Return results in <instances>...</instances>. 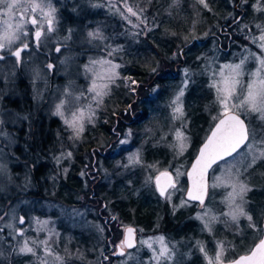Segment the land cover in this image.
<instances>
[{"label": "rangeland", "instance_id": "1", "mask_svg": "<svg viewBox=\"0 0 264 264\" xmlns=\"http://www.w3.org/2000/svg\"><path fill=\"white\" fill-rule=\"evenodd\" d=\"M51 2L56 9L58 23L55 25L56 30L50 36L41 38L40 47L37 48L31 42V25H28L26 30L29 31L27 41L29 48L21 53L19 63L15 57L7 55V53H0V55H6V59L0 61V70H2L0 71V119L4 120V124L0 128L11 137L10 143L7 138L0 137V147L4 151V155L0 156V164L6 166V170L0 173V215L15 209V215L25 219V224H16L18 229L24 231L23 236L16 234L13 238L8 235L10 230L7 228L3 233H0V236L3 237V242H0V253H2L0 259H6L11 252H14V259H24L23 264H42L41 258H45L42 249H34L37 255L20 253L14 249H18L25 239L31 241L46 238H49L50 245L55 249V252L64 258L65 264H152L150 260L151 250L146 245H141L139 241L160 235L166 237L170 246L175 245V256L170 264H207L195 242L197 240L204 242L209 256H214V237L216 240L225 241V247L228 249L225 258L231 252L244 253L249 251L258 237V233L248 227V221L244 217H240L237 226L228 217L220 215L221 212L228 211L227 205L223 201L229 189L222 187L213 189L211 187L214 183L213 171L210 176L209 192L205 204L219 216V222L213 224V231L210 234L203 230L202 221L195 218L198 213L203 211L198 203L190 202L186 206H179L181 198L185 196L184 191H177L169 201L159 195L153 184L145 182L151 170L139 165L128 168L121 165L126 164L128 162L127 157L139 149L144 164H156L161 170L169 168V171L172 170L169 165H172L179 167L182 173L188 170L190 162L188 163L185 156L191 148L190 129L200 136L199 126L191 125L194 129L190 128L192 118L189 112L192 105L197 103L194 101L196 103L191 104L187 100L193 87L191 83L197 82L203 77L205 82L210 84L212 70H218L221 65L226 63H239L240 59L245 56L247 60L244 65L245 75L242 77V81H248V73L255 69L256 62L246 49L257 55L261 53V49L252 42L251 37L259 35L255 25L264 24V12H257L252 7L256 0H248L246 4L242 3V0H207L212 9L211 12L196 4V0H180L176 7H170L171 0H128V3L132 4L134 8L139 6L145 9V15L148 17L147 28L150 29L148 31H144L142 28H133L132 24L122 19L115 8L109 7L108 0H51ZM260 2L264 5V0H260ZM112 3L117 7H122L119 0H112ZM154 3H157L159 8ZM163 3L166 6H163ZM64 4H67V9L70 5L71 11L82 14V18L86 12L89 14L96 13L100 17L105 15V17L110 18L112 27H116L118 20L119 23L128 28L127 37L133 44L140 37L142 39L138 43L143 40L146 42L149 32L155 31L157 27L161 28L164 35L165 26L170 29L172 26L169 25L175 23V27H179V31L174 33L179 45L171 59L159 56L157 73L156 71L151 73L143 83L137 82L131 73L123 72L124 62L118 58L120 55L119 45L115 44V38L107 42L105 38L99 40L88 36L89 32H96L97 30L102 34L100 27L83 23L79 27L69 25L65 29H61L59 13ZM114 18L116 20H113ZM239 18L241 19L239 20ZM153 19L158 26L153 27ZM162 19L168 20V22H163ZM226 21L233 22L234 25L230 30L223 32L219 42L217 38L221 36L219 30L221 24ZM133 22H136L135 18H133ZM194 23L195 28H193ZM245 25L248 27H244ZM0 29H2V25H0ZM183 29L184 31H182ZM69 30H71L70 39L65 41L64 37L69 36ZM193 34L197 37L196 39L192 38ZM186 36L188 37L187 41L184 39ZM194 41L200 46L206 45L208 49L220 46V50L217 51L216 55L206 53L201 55L202 57L199 59L194 57L188 59L187 50ZM56 47H60V52L55 51ZM112 49H118V51L107 58L111 59L113 63L119 64L120 67L116 70L117 77L114 82L109 84L108 95L104 96L103 102L97 106L91 99L92 94L86 91L91 85L92 73L88 72L85 66L89 65L90 60L106 57L107 51ZM192 49L194 48H191L190 54ZM47 64H52L53 67L48 69ZM201 66L206 68L203 69ZM35 69H39L41 79H35ZM184 69H188L190 74L187 78V88L181 98L185 112L184 119L187 121L186 135L189 137V141L186 151L182 155H175L176 149L170 146L175 143L172 129L174 126L178 127L180 122L172 119L170 104L186 79ZM209 69L208 75L206 70ZM97 70L99 71V69ZM154 75L156 77L165 76L167 83L158 85ZM22 88L28 91H21ZM65 91L75 96L84 92V96L77 102L79 106L92 104L94 116L90 123L85 119L84 131L89 127L93 131L96 124L103 122L108 124L110 129L109 136L104 143L101 141L104 135L101 136V139L100 136L89 138L95 143L99 139L100 144L93 152V156L90 153L86 160L84 158L85 168L81 171L82 177L80 178V186L82 187L79 195L76 196V204L73 205L62 202L55 195L50 182H45L46 176L49 175H44V173L39 175V177L42 176L40 192L43 196L37 195L35 197L33 193L38 189L34 181L35 165H33V161H28L24 152L18 155L14 149L35 127V123H31L32 120L23 112L24 109L30 113L39 112L43 109L44 113L56 116L54 114L55 105L59 103L61 98H66L64 96ZM113 95L115 96L112 97ZM119 97L124 102L133 98L134 102L140 103L141 106H147L148 112L144 114V107H140L138 104L134 106L135 102L123 107V112L117 113L119 108L115 101ZM205 97V94L199 96L201 99ZM12 101L19 103L13 104ZM30 101H32L30 105L25 103ZM68 107L70 105H66V109ZM212 109H210V112H213L209 119L218 114L217 105L214 110ZM241 115L244 118L245 115L247 116L246 121L249 128L255 129L258 140L264 136V121L258 119L257 114L241 113ZM33 116L35 115L33 114ZM85 116H87V112H85ZM61 121L63 122L62 119ZM137 124L140 125V128H138L139 126L135 127ZM65 127L68 141L65 145L67 147L69 145V147L66 148L64 154L72 153L71 157H67L70 164L77 155L75 151H79L83 146L84 131L79 139H70L72 132L66 125ZM129 130L132 133L131 137L127 136ZM121 139H127L128 143L120 144ZM99 154L101 156L96 159ZM102 156L103 158L106 156L109 160L106 161ZM62 159L63 157L59 163L62 162ZM247 162L246 159L241 158L236 164L242 173L240 179L251 189L244 196L246 203L243 207L253 217V223L258 226L259 220L264 214V160L257 161L254 166L245 171L244 166ZM68 165L63 169L62 177L64 179L68 172ZM18 166V171H14L13 168ZM222 173L223 169L218 170L215 172V176H220ZM53 177L54 175H52ZM57 177L60 178V176ZM116 182H119L117 187L121 190L132 192L134 200L139 202L141 199L143 202L146 200L145 202L150 204L149 206L152 205L155 209H161L163 212L170 211L173 215L181 212L183 214L185 211L186 217L182 221L171 219L168 221V225L161 219L153 222L152 229L132 223H124L120 219L121 217L119 218L115 213V209L112 208L111 203L114 200L104 198L111 194L110 191ZM187 185V176L181 175L178 179V187L186 189ZM254 189H256L253 196L254 202L248 206L250 194ZM21 190L28 192V197H23ZM117 201L115 200V203ZM191 212L193 213L192 219L200 225V231L198 230L196 233L194 230L191 231L193 223H190L188 225L191 228L188 230L190 235L186 238L175 239L172 229H184V224L190 220L189 213ZM112 217H116V219ZM37 220L48 221V223L41 225L36 222ZM4 223H13V221L5 216L4 220L0 221V224ZM129 225L137 229L136 247L130 250L125 249L126 253H131V257L127 254L117 256L114 253H117L119 249L115 245L122 238V228ZM100 228L103 231H100ZM187 228L184 230L186 231ZM49 229L52 230L51 235L48 232ZM141 229L143 231H140ZM46 259L48 264H53V257L48 256Z\"/></svg>", "mask_w": 264, "mask_h": 264}, {"label": "snow or ice", "instance_id": "2", "mask_svg": "<svg viewBox=\"0 0 264 264\" xmlns=\"http://www.w3.org/2000/svg\"><path fill=\"white\" fill-rule=\"evenodd\" d=\"M119 2L122 7H117L112 3V0H108L109 7L115 8L122 19L132 24L133 28H142L144 31L150 30L147 28L148 17L145 15V9L139 6L134 8L132 4L128 3V0H119ZM247 2L248 0H242L244 4ZM179 3L180 0H171L170 7H176ZM196 4L209 12L212 11L207 0H196ZM252 7L257 12H264V5L261 4L260 0H256ZM133 18L136 22H133ZM57 23L56 9L51 0H0V25H2V29H0V53H7V55L15 57L17 63H19L21 53L29 48L27 26L31 25V42L39 48L41 38L50 36L56 30L55 25ZM156 26L158 25L153 19V27ZM244 27L247 28L248 26L245 25ZM193 28H195V23ZM255 28L259 31V35H254L251 39L261 49V53L257 55L246 49L256 62L255 69L248 73L249 79L247 82L242 81V77L245 75L246 56L242 57L239 63H226L221 65L218 70H212L209 87L215 91L218 114L211 117L214 123L210 128L209 135L199 148L194 162L190 166V171L182 173L179 167H173L172 165H169L172 168L171 171H169V168L161 170L156 164H144L139 149L127 157L128 162L126 164L121 165L124 168L139 165L151 170L145 182L153 184L159 195L169 201L177 191H184L185 196L181 198L179 206H186L192 201L197 202L203 211L198 213L195 218L202 221L203 230L210 234L213 231V224L219 222V216L213 212L211 207L205 204L209 188L208 172L212 169L214 183L211 187L213 189L217 187L229 189L223 201L227 205L228 211L221 212L220 215L228 217L237 226L240 217H244L248 221V227L256 231L258 237L247 254L229 259L225 258L228 250L225 247V241L216 240L214 237L215 254L209 256L204 242L197 240L195 242L196 247L204 256L207 264H264V222L258 227L256 223H253V217L244 210L243 205L246 203L244 196L251 189L240 179L242 173L236 166L241 158L246 159L248 162L244 166V170L247 171L257 161L264 160V136H261L258 140L255 129H250L245 122L247 116L241 118V113H255L258 119L264 121V24H256ZM70 32L71 30H69V36L64 37L65 41L70 39ZM88 36L92 39H104L99 30L89 32ZM192 38L196 39L197 37L193 34ZM184 39L187 41L188 37L186 36ZM14 45L15 47H13ZM55 51L60 52V47H56ZM115 51H118V49L107 51L106 57L90 60L89 65L85 66L86 70L92 73L91 85L86 91L92 94L91 99L97 106L103 102V97L108 95L109 84L114 82L117 77L116 70L120 65L107 58L111 57ZM5 59L6 55H0V61ZM46 67L51 69L53 65L47 64ZM152 70L155 71V69ZM183 71L186 79L170 104L172 119L180 122L178 127L174 126L172 129L175 143L170 146L176 149L175 155H182L186 151L187 142L189 141V137L186 135L187 121L184 119L185 112L181 98L187 88V78L190 74L188 69ZM34 74L35 79L42 78L39 69H35ZM98 81H101V83H98ZM64 96L66 98H61L59 103L55 105L54 114L59 116L67 128L71 130L72 136L69 138L79 139L84 131L85 119L89 123L93 119L92 104L78 105L77 102L84 96V92H81L79 96H75L65 91ZM66 105H70V107L66 109ZM85 112H87V116H85ZM3 124L4 120L0 119V126ZM131 135V130H129L127 136L131 137ZM0 137L7 138L8 142H11V137L2 128H0ZM119 143L126 144L128 140L121 139ZM3 155V148L0 147V156ZM65 155L71 157L72 153H62L60 157H54V159L59 163ZM221 169H223L222 175L215 176V172ZM5 170L6 166L0 164V173ZM181 175H186L189 178L191 181L190 187L186 189L178 187V179ZM237 200H239V203H237ZM5 216H8L13 223L0 224V233H3L7 228L10 230L8 232L9 236L13 238L16 234L23 236L24 231L18 229L16 224H25L24 217L16 216L15 209L0 215V221H3ZM112 218L116 219V217ZM36 222L41 225L48 223V221L41 222L39 220ZM99 230L103 231L102 228ZM48 232L51 235L52 230L49 229ZM136 232L135 227L124 226L121 231L122 238L115 245L119 252L114 254L120 256L127 254L131 257V253H126L125 249L136 247ZM0 242H3L2 236H0ZM139 243L146 245L151 250L150 260L152 264H170L175 256V245L170 246V242L163 235L147 240L141 239ZM157 245L158 247H156ZM35 248L42 249L44 253L45 258H41L42 264H48L46 259L48 256L53 257V264H65L64 258L56 253L50 245L49 238L31 241L25 239L14 251L37 255Z\"/></svg>", "mask_w": 264, "mask_h": 264}, {"label": "trees", "instance_id": "3", "mask_svg": "<svg viewBox=\"0 0 264 264\" xmlns=\"http://www.w3.org/2000/svg\"><path fill=\"white\" fill-rule=\"evenodd\" d=\"M160 1H164V0H160ZM154 4H156V7L159 6L157 3H154ZM163 6H166V4L163 3ZM67 8H68L67 4H64V7L61 8L60 13H59L61 29L63 28L65 29V27H68L69 25L79 27L80 25H83V23L87 25H91V26L97 25L98 27H100L103 37L105 38L107 42L115 38V44L119 45L120 55L118 58H120L124 62V66L122 67V70L125 73H131V75L134 76L137 82L143 83L144 80H146L147 77L151 73L153 74L154 71L152 69H155L156 71V68L159 63V58H160L159 56L165 57L166 59H171V57L173 56V54L175 53L177 49V46L179 45V42L175 38V35H174V33H177V30L179 31V27L177 26L175 27V23L169 25V26H172L170 29H168V27L165 26L164 35H163L161 28L157 27L155 31L149 32L148 36L146 37L147 38L146 42L143 40L144 42L142 41L141 43L140 42L138 43V41L142 39L140 37L133 44L131 40L127 37V34L129 33L128 28L125 25H122L121 23H119L118 20H117L116 27H112L110 18L105 17V15L100 17V16H97L98 14L96 13L89 14L88 12H86L84 13L85 15L84 18H82L83 16L82 14H79V13L76 14V12L71 11L70 5H69V9ZM158 16H161V15L158 14ZM113 20H116V19L114 18ZM162 20L163 22L165 21L168 22V20H165V19H162ZM231 25H232V22L226 21L221 24V28L223 27L224 31H226L227 29L230 30V28L232 27ZM182 31H184V29ZM219 47L220 46H215L214 48L211 47L210 49H208L206 45L200 46L194 41L190 45L189 49L187 50L188 52L187 58L189 59V58L194 57L196 59H199V57H202L201 55H204L206 53H208L209 55H212V54L216 55L217 51L220 50ZM191 48H194V49H192L193 51L190 54L189 52L191 51ZM201 68L205 69L206 67L201 66ZM206 71H207L206 73L209 75L210 69ZM156 78H157L156 82L158 83V85H162L165 82L167 83V78L165 76H161V77L158 76ZM201 78H202L201 80L191 83L193 87L190 90L188 94V98H187V100L191 104L197 102L196 104L192 105V109L189 112L192 118V123H193V124L191 123L190 126L191 125L199 126V135H200L198 136L193 130L190 129V135L192 137L191 138V148L185 156L188 160V163L190 162V164L193 158L195 157L200 145L203 143L206 136L208 135L212 124L214 123L213 121H210L211 119H209L210 114L213 112V111L210 112L211 111L210 109L213 108L212 110H214L216 108L215 91L209 87L210 84H207L203 77ZM23 90H26V89L23 88ZM202 94L203 95L205 94L206 97L201 99L199 98V96H202ZM114 96L115 95H113L112 97ZM135 102L133 98H130L124 102L119 97V99L115 101V103L117 104L119 108L116 112L117 113L123 112L124 110L123 107H127L129 104H134ZM137 104L140 105V103L136 102L134 106H136ZM140 107H144V114L148 112L149 108L147 106L140 105ZM23 112L28 116V118H30V120H32L31 123L33 122L35 123V127H34V130L31 131L30 134L28 135L25 134L26 138L22 142V144H27L28 146H25V145L24 147L19 146L17 150L20 151L21 153L24 152L27 156L28 161L30 162L33 161V165H35L34 168H36V172H34V181L39 190L36 189V191L33 193L34 196L35 197H37V195H40V197L43 196V194L40 192V188H41L40 179L42 176L39 177V175L40 173H44V175L45 174L49 175L48 177L46 176L45 182L47 181L50 182L49 184L53 186L55 195L62 202L68 205L76 204V201H75L76 196L79 195V192L82 187L80 186L81 182L78 178V175H80V172L85 168L84 158L86 160V158L89 157L90 153H91V156H93V152L99 147V144H100L99 139H98V142L96 141L95 143L94 140L89 139V138L92 136H97L98 138L100 136L99 138L101 139V136L104 135V137H102V140H101L104 143L107 140V137L109 136V133H110L108 124L104 122L98 123L96 124V127L93 129V131H91L90 129L91 127H89V129L84 131L83 142H82L83 146L81 148V150L84 152V155H82L81 152H79L78 150L75 151L76 152L75 154H77L78 156L76 157L75 155V159L73 160V162L75 164V167L76 165L77 167L73 169V167H71L73 165H71L70 172H69V178L67 177L64 179L62 177V173H63V169L67 167L68 165L67 163L68 159L65 156H63L62 162L60 163H58L54 159V157H60L61 154L64 153L63 146H61L62 144L65 143L64 140L66 139L65 136L67 133L64 123L61 121L59 117L54 116L50 113H44L43 109L39 112H34V113L33 112L30 113V111H27V109H24ZM33 114L35 116H33ZM192 126L190 128L194 129ZM135 127L140 128V125L137 124ZM203 130L205 131L203 132ZM20 132L22 133L23 131H20ZM21 153H18V155H20ZM148 157L149 156H147V159H149ZM103 159H105L106 161L109 160L108 158H106V156ZM18 168L19 166L14 167L13 169L14 171H18ZM52 175H54L53 178H52ZM57 176H60V178ZM118 183L116 182V184H114L113 188L110 191L111 194H109V196H105L104 198L114 200L111 203L112 208L115 209V213L119 216V218L121 217L120 219L122 220V222L132 223L137 226L149 227V225L152 222H157V221H160L161 219L164 220L168 225L169 224L168 221L171 219L182 221L186 217L185 211L183 212V214H181L182 213L181 212L176 215H173L172 213H170V211L163 212L161 211V209L160 210L155 209L152 205L149 206L150 204L148 205L145 201L143 202L142 199L140 202L136 201L134 200L135 198L132 197V192L121 190V188L117 187ZM255 184L258 187V183L256 182ZM134 187H137V185H134ZM255 191L256 189H254L252 193L250 194V201L248 203V206H250V204L254 202L253 196H254ZM22 192H23L22 194L23 197H28V194H29L28 192H24V191ZM120 192H123V193H120ZM115 200H118V201L115 203ZM249 210L251 211L250 207H249ZM192 215H193L192 212L189 213V218H190L189 222L193 223L191 227L192 228L191 231L194 230L195 231L194 233H196L198 230L200 231V225L197 221L192 219ZM263 218H264V214L262 218L259 220L258 226H260L261 223L263 222ZM190 223L186 222L184 224V229H186ZM191 228L188 227L186 231L183 228L182 229L178 228L176 230L172 229V233L174 235L173 237L175 239H179L181 237L186 238L188 237V235H190L188 230ZM195 236H198V235H195ZM247 252L248 251L244 253H247ZM244 253H232L231 252L227 255L226 259L236 258L237 256L244 254ZM14 258H15L14 252H11V254L8 257H6V259L5 258L0 259V264H13V263L23 264L24 259L15 260Z\"/></svg>", "mask_w": 264, "mask_h": 264}, {"label": "flooded vegetation", "instance_id": "4", "mask_svg": "<svg viewBox=\"0 0 264 264\" xmlns=\"http://www.w3.org/2000/svg\"><path fill=\"white\" fill-rule=\"evenodd\" d=\"M241 18H239V20H240ZM233 25H234V23L232 22V27H233ZM227 26V25H226ZM226 29V28H225ZM228 30V29H227ZM226 30V31H227ZM226 31H224V28L222 27L221 28V30H220V32H221V36H218L217 38H218V41L220 42V40L222 39V35H223V32H226ZM21 91H25V92H27L28 90H23V88H22V90ZM12 103L13 104H18L19 102L18 101H12ZM25 103H27L28 105H30L31 103H32V101H30V102H25ZM27 107V106H26ZM28 108V107H27ZM30 108V107H29ZM35 137V136H34ZM66 137V136H65ZM24 140H21V142L18 144V145H16V147L14 148L15 149V151H16V153H21L20 151H18L17 150V148L19 147V146H23L24 147V145L25 146H28L27 144H22V142H23ZM64 144H62L61 146H63V149H64V151L66 152V148H68L69 147V145H68V147L65 145L68 141H67V137H66V139L64 140ZM79 152H81V154L82 155H84V152L80 149L79 150ZM78 153V152H77ZM78 155H76V157H77ZM101 155L99 154V156H97V158L96 159H98L99 157H100ZM67 158V157H66ZM68 159V158H67ZM68 164H69V160H68V162H67ZM71 165H73V166H71ZM70 166L71 167H73V169H75L76 167H77V165H76V167H75V164H74V162H71L69 165H68V172H67V174H66V178L68 177L69 178V172H70ZM82 177V175H81V172H80V175H78V178H79V180H80V178ZM188 183V182H187ZM137 201V200H136ZM146 201V200H145ZM190 221V220H189ZM189 221H187L188 223H190ZM153 222L149 225V227H147V226H145V228H147V229H152V227H153ZM133 249V248H132ZM127 250H130V249H127Z\"/></svg>", "mask_w": 264, "mask_h": 264}, {"label": "water", "instance_id": "5", "mask_svg": "<svg viewBox=\"0 0 264 264\" xmlns=\"http://www.w3.org/2000/svg\"><path fill=\"white\" fill-rule=\"evenodd\" d=\"M241 118L243 119L244 117L241 115ZM247 124H248V122L247 121H245ZM249 126V125H248ZM208 135H209V133H208ZM207 135V136H208ZM206 139V138H205ZM204 142V141H203ZM203 144V143H202ZM201 144V145H202ZM201 145H200V147H201ZM199 147V148H200ZM199 150V149H198ZM197 153H198V151H197ZM197 153H196V155H197ZM196 155H195V157H196ZM195 157L193 158V160H192V162H191V164L194 162V159H195ZM191 164H190V166H191ZM190 166H189V168H188V170L187 171H190ZM215 167V166H214ZM211 172H212V169H210L209 170V172H208V184L210 183V176H211ZM187 182H188V185H187V188L188 187H190V185H191V181L189 180V178L187 177ZM208 192H209V188H208ZM207 197H208V195L206 196V198H205V201H206V199H207ZM192 202H195V201H192ZM197 203V202H196ZM263 222H264V218H263ZM134 227V226H133ZM137 244V243H136ZM118 252H119V250H118ZM117 252V253H118ZM244 254H247V253H244ZM244 254H241V255H244ZM117 256H119L118 254H116Z\"/></svg>", "mask_w": 264, "mask_h": 264}]
</instances>
